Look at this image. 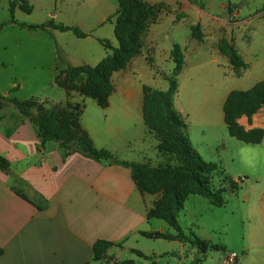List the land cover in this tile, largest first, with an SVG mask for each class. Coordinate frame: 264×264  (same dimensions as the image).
<instances>
[{
	"label": "crops",
	"instance_id": "obj_1",
	"mask_svg": "<svg viewBox=\"0 0 264 264\" xmlns=\"http://www.w3.org/2000/svg\"><path fill=\"white\" fill-rule=\"evenodd\" d=\"M143 1L148 6L160 7V12H166L151 36V43L160 44L155 53L158 58L153 56L154 68L160 71L167 66L165 71L173 72L174 62L171 60L168 64L164 61L171 59L174 46H179L183 52L185 63L177 78L175 107L185 119L188 136L199 155L206 162H218L215 156L207 157L205 153L215 148V142L216 145L225 143L222 152L217 154L218 158L222 154L230 155L229 144L237 150L232 163L237 160L247 169L255 170L261 161L258 170L260 167L264 170V139L261 144L238 141L240 144L236 146L228 140L230 136L224 122V106L229 95L235 91H248L264 81V65L260 81L243 90L233 84L248 73L241 78L229 76L213 58L214 54L221 55L215 50L213 41L225 36L227 41L232 39L244 62L252 66L240 53L238 41L246 37V30L249 33L251 29L264 28V5L260 3L253 8L258 0ZM112 9L109 16L100 14L92 25L99 29L106 27L109 17L118 10ZM81 19L85 21L86 14ZM199 26L203 34L210 37L203 38V41L196 39L194 29ZM50 32L55 38L57 31ZM177 38L184 42L179 43ZM97 39L112 42L116 39L115 31L114 38L100 35ZM167 41L169 46L164 45ZM252 41L251 37L248 49ZM262 44L264 55V36ZM48 54L53 56L54 68L56 60L66 67L93 66L88 59H71L64 52L58 57L56 51L48 49ZM136 64L137 73L115 86V92L105 107L94 99L76 94L69 101L82 106L77 126L73 127L74 133L86 137L97 151H107L120 161L144 164L159 157L158 143L150 136L144 120V88L168 91L169 83L161 79V75L156 76L146 61L142 64L137 60ZM182 84L185 90L189 89V95L178 105L176 101ZM66 96L64 91L58 92L50 102L54 106L63 105ZM6 108L0 113V158L6 164V167L0 166V264H96L99 262L93 261V251L99 241L113 244L110 253L135 264L139 262L134 251L158 262L165 255L183 254L190 249L188 244L169 241L176 244L174 251H144L147 241L161 239H148L142 233L176 236L177 232L162 220L148 218L158 198L137 187L132 170L89 158L75 142L66 144V147L59 142H50L41 151L38 147L42 140L37 127L19 112H13L15 118L7 117ZM240 124L247 131L264 130V108L251 123L242 118ZM223 172L238 184V180L225 170ZM249 200V197L245 198L246 202ZM214 207L203 197L189 196L179 215L182 230L221 246L225 254L242 251L243 258L238 264H264V210L255 220L258 227L251 233L248 244L228 241L218 244L220 241H217L213 227L209 226L211 219L208 217L209 213L214 216ZM154 221L168 225V231L165 233L163 229L153 227ZM126 252L129 257L124 255ZM193 253L189 260L196 257L198 250L194 249ZM145 261L141 264L151 262Z\"/></svg>",
	"mask_w": 264,
	"mask_h": 264
},
{
	"label": "rangeland",
	"instance_id": "obj_2",
	"mask_svg": "<svg viewBox=\"0 0 264 264\" xmlns=\"http://www.w3.org/2000/svg\"><path fill=\"white\" fill-rule=\"evenodd\" d=\"M11 1L12 0H0V27H2L0 30V95L8 98H17L21 101L36 99L42 107L43 112H45L54 107L50 102L52 101V97H55L58 92L64 91L67 95L65 104L69 103L75 106L69 101V99L73 97V94L82 98L87 97H84L78 92L69 93L67 90L57 85V75L65 71L67 67L56 60L57 64L54 68L55 62L53 56L48 54V49H52L54 53L56 51L58 57H61L64 52V54L70 55L71 59H88V62L93 65L92 67L97 66L108 56L113 54V52L107 51L97 38L100 37V35L112 36L114 38V31L118 23V33H120V36L118 35V37H116L115 35L116 39L112 42L109 41L115 49L121 50V53L117 55V67L111 70L108 75V80L113 85L114 92L117 84L127 81L131 74L137 73V60L141 61L142 64L146 61V65L148 64L152 67L154 74L156 76L158 74L161 75V79L166 80L170 86V80L174 76V71H165L167 66L157 71L154 68L155 65L152 64L153 60H155L154 57L158 58V55H155V53L160 45L159 43H151L152 32L158 28L157 25L162 15L166 13L158 12L157 6H150V10H133L130 14V21L124 24V16L118 17L115 13L109 17L107 22L108 25L99 29L96 26L94 27L92 22L94 20L97 21L100 14L109 16L113 11L112 8H118V0H26L33 6V12L29 15L17 9L15 13L16 24L10 23ZM141 1L144 3L143 0ZM260 3L264 5V0H258L256 4L252 5L253 8ZM96 5H98V7H96ZM84 9H86V11L82 13ZM83 14H86L85 21L81 19ZM90 18L93 19L90 20ZM51 19L66 26L77 27L83 32L91 34L92 39L89 41H82L70 32H56V37L53 38L54 35H52L50 31L29 30V26L43 25L48 23ZM109 24L112 26V29ZM172 29L174 28H171V30ZM197 30L199 41H203V38L207 39L210 37V35L207 36L203 34V29L200 26ZM244 35H246V37L238 41L239 51L253 67L248 65V69L240 71L239 74L236 66L231 63L223 50V46L227 43H230V45L236 49L234 42L231 41L232 39L227 41L225 36H220L218 40L213 41L215 50H218L221 54H214L213 58L217 60L216 64H220L229 76L241 78L248 73L243 79L233 84L238 85V89L248 90V88H251L262 78V68L264 65L262 39L264 36V28L257 27L255 31L253 29L249 30V33H247L246 30ZM251 37L253 38L252 46L248 49V41ZM177 39H179V43L184 42L183 39ZM164 45L169 46L170 42L167 41ZM190 55L192 59H195L194 54L190 53ZM222 56L226 58L223 59ZM171 60L173 61L172 57L170 60L167 59L164 62L169 64ZM98 92L100 93L101 90ZM101 95H104V93H101ZM188 95L189 89L185 90L182 84V91L177 98L176 104H181ZM65 110L66 112L69 111L68 108H63V111ZM13 112H18V110L14 106L8 105L4 113L7 117L12 116L15 118ZM38 114L39 111L36 112V115ZM149 134L159 145L157 137L153 133L149 132ZM220 138L216 141H219ZM228 138L234 145L238 146L240 144L238 140L236 141L230 137ZM216 143L217 142L214 144L215 148L213 150H208L205 155L207 157H210V155H213V157L215 156L218 161L215 163H217L221 169L223 168L222 170H225L228 175L238 180V184L236 191L230 193L228 186L227 191L223 193L226 205L222 208L214 207V216L209 213L208 217L211 219L209 226L213 227L214 233H216L215 235L217 236V241H220L218 244H222V241H228L232 244H241L242 242L243 244H248L250 242L251 233L258 227L255 220L260 218V213L264 210V170L261 167L258 170L261 161H259L257 169L255 170L247 169L246 165L240 164L237 160L235 163H232L233 158L236 157L235 153L237 150L229 144L228 152L230 155L222 154L221 158H218L217 154L218 152H222V145H225V143L221 145H216ZM176 164L172 156L159 153L157 160H150L143 165L149 170H157L168 165L175 166ZM225 165L227 168H225ZM140 179H143L144 182H148L151 189L154 191L166 186H178L180 183L179 181L170 182L163 176L154 177L150 175L149 172H147L146 175H142ZM221 180L222 179L218 176L213 178L212 185L216 190H224L225 185ZM151 196L159 199L160 194ZM246 197L250 198L249 202L245 201ZM152 226L161 230L163 229L165 233L169 229L168 225L163 224L161 221H154ZM191 233L193 232H190V234ZM148 249H153L157 253L163 251L171 252L176 249V244L162 239L159 241H147L143 250L145 251ZM194 249L196 248L190 247V249L186 250L183 254H168L163 256L161 260L159 259L158 262L151 261L150 263L191 264L195 259H200L203 261L202 264H225V257L230 254V252H226L225 254L223 251H210L204 258L197 254L193 260H189L190 256L194 255ZM109 250L110 249L103 250V260L96 264H135L132 261L118 259L117 255L110 253ZM236 253L239 255L237 260L238 264L239 260L243 258V253L242 251ZM124 255L129 257L127 252L124 253ZM135 258L139 264L146 262L145 260L138 259V256H135Z\"/></svg>",
	"mask_w": 264,
	"mask_h": 264
},
{
	"label": "trees",
	"instance_id": "obj_3",
	"mask_svg": "<svg viewBox=\"0 0 264 264\" xmlns=\"http://www.w3.org/2000/svg\"><path fill=\"white\" fill-rule=\"evenodd\" d=\"M157 8V11L160 12V7ZM17 9L29 15L33 12V6L28 1L12 0L10 2L11 24H16L15 13ZM136 9L150 10V6H147L141 0H119L116 15L118 17L124 16L123 24L128 23L130 14ZM118 24L115 29L116 37L120 36ZM1 29L2 27H0ZM197 29L198 27L194 29V36L199 39ZM29 30L70 32L81 40L91 37V34L85 33L77 27L66 26L57 23L53 19L43 25L29 26ZM99 42L107 51L113 52V54L95 67H67L65 71L57 75L56 82L60 88L67 90L69 93L78 92L84 97L96 100L101 107H105L109 97L114 92V87L109 82L108 75L111 70L117 67V55L121 53V50L115 49L109 41L99 40ZM223 50L231 63L236 66L239 74L240 71L248 69V64L244 62L238 51L230 43L225 44ZM171 57L175 63V69L168 91L149 87L144 88V120L148 131L153 133L159 141L158 152L172 156L177 163L175 166L168 165L157 170H149L141 163L120 161L107 151L95 150L86 137H80L73 132V127L77 126L81 115L82 106L80 105L61 104L43 112L36 99L21 101L17 98H8L0 95V113L8 105H12L23 118L30 120L39 131V137L42 142L38 149L41 151L50 142H59L63 147H66V144L70 142H75L89 158L131 169L133 180L143 193L149 195L160 194L154 207L149 211L148 218L150 220H162L177 232L176 236L163 233H142V235L148 239L179 241L183 244H188L196 248L198 254L204 258L210 251L220 252L225 250L219 245L201 239L195 233L187 235L179 224V215L184 210L186 201L191 195L203 197L217 208L224 207L226 202L223 198V193L227 191L230 185H232V191H236L237 183L228 178L217 163L206 162L194 148L187 133L188 126L175 107V98L178 94L177 78L185 63L183 52L179 46L173 48ZM100 90L101 92L99 93L98 91ZM101 93H104V95H101ZM63 108H68L69 111H63ZM263 108L264 81L256 84L248 91L231 93L224 106V122L229 136L246 144H261L264 139V130L247 131L240 124V120L247 118L249 123H251L253 117ZM37 111H39L38 115H36ZM5 165L0 158V166L6 167ZM147 172L154 177L163 176L170 182L179 181L180 183L178 186H166L154 191L148 182L140 179ZM217 176L222 179L221 181L225 185L224 190H216L213 187L212 180ZM113 246L111 243L97 242L94 245L93 261L99 262L103 260V250L110 249ZM1 253L2 251L0 250V255ZM134 254L141 259L153 261V258L147 257L139 251H134ZM202 262L200 259H195L191 264H202Z\"/></svg>",
	"mask_w": 264,
	"mask_h": 264
},
{
	"label": "built area",
	"instance_id": "obj_4",
	"mask_svg": "<svg viewBox=\"0 0 264 264\" xmlns=\"http://www.w3.org/2000/svg\"><path fill=\"white\" fill-rule=\"evenodd\" d=\"M239 255L237 253H230L225 257V264H237Z\"/></svg>",
	"mask_w": 264,
	"mask_h": 264
},
{
	"label": "water",
	"instance_id": "obj_5",
	"mask_svg": "<svg viewBox=\"0 0 264 264\" xmlns=\"http://www.w3.org/2000/svg\"><path fill=\"white\" fill-rule=\"evenodd\" d=\"M229 192L232 193V185L229 186Z\"/></svg>",
	"mask_w": 264,
	"mask_h": 264
}]
</instances>
